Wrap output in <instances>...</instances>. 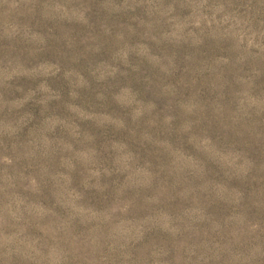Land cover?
Here are the masks:
<instances>
[{
    "label": "rangeland",
    "instance_id": "rangeland-1",
    "mask_svg": "<svg viewBox=\"0 0 264 264\" xmlns=\"http://www.w3.org/2000/svg\"><path fill=\"white\" fill-rule=\"evenodd\" d=\"M0 264H264V0H0Z\"/></svg>",
    "mask_w": 264,
    "mask_h": 264
}]
</instances>
